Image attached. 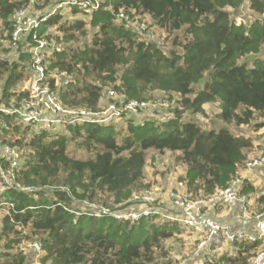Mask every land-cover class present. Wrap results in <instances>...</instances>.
Here are the masks:
<instances>
[{
	"label": "trees",
	"instance_id": "1",
	"mask_svg": "<svg viewBox=\"0 0 264 264\" xmlns=\"http://www.w3.org/2000/svg\"><path fill=\"white\" fill-rule=\"evenodd\" d=\"M243 1L103 0L99 9L87 14L72 3L70 13L89 17L90 42H84L83 47L76 44L75 31L85 34V20L74 18L68 23L62 19L61 8H57L37 31L39 37L49 41L47 48L52 40L61 47L59 51L51 49L44 62L50 91L62 107L84 108L97 115L102 90L108 85L112 89L106 90L107 94L116 91L124 96L120 109L130 100L145 101L143 91L150 86L177 94L179 104L194 113L202 112L204 104L218 101V117L224 125L232 122L247 125L255 116L264 118V52L261 51L264 0H248L257 18L247 26L236 25L230 12L231 9L236 13ZM26 2L0 0V22L10 31L11 15L25 7ZM64 2L35 0L33 6L43 15ZM45 7L48 8L44 10ZM119 10L127 18L116 17ZM144 15H149L167 32L182 30V35L173 38L176 48L166 53L156 40L142 38L135 25L129 26L134 19L143 21ZM52 27L55 32L46 33ZM28 40V44H35L31 36ZM26 44L25 39L19 42L15 48L19 49L18 58L15 56L14 61L0 59V99L9 110L0 112V147L18 145L25 151L23 162H18L13 171V186L2 184L0 192V203L13 204L12 207L0 205L4 214L0 239L5 240L0 264H27L22 241L39 233L43 235L37 239L41 243L43 264H145L140 260L162 239L171 237L178 222L155 224L144 217L139 221L117 219L109 213L97 215V210L87 206L79 210L71 202L97 204L98 191L113 198L112 206L101 204L105 208L126 202L140 189L147 153L166 150L179 153L178 159L187 165L186 190L190 195L209 196L238 176L241 161L253 146V138L233 133L225 126L204 129L192 119L182 120L178 110L167 121L128 120L124 132L100 121L102 118L97 115H90L85 120L63 124L65 133L40 129L28 137L30 124L13 111L28 96V90L18 93L12 90L23 80L25 70L33 73V60ZM246 57H252L253 64L240 62ZM118 68L123 69L121 74ZM58 73L63 79L56 86ZM205 73L208 79L203 87L193 92V84ZM4 74L7 75L2 78ZM115 104L111 105L118 112L120 109ZM13 135H16L14 140ZM71 144L84 149L86 156L70 155ZM2 163L6 169L10 168L7 161ZM29 187L30 190L26 189ZM38 187H55L53 198L34 189ZM10 192L14 193L13 197L8 195ZM239 192L247 196V203L254 196L258 212L264 211V192L256 196V188L245 179ZM110 208L112 211L115 207ZM172 211L177 212L176 208ZM25 228H30L31 234L9 237L10 233ZM230 245L233 253L224 252L210 258L207 264H254L252 258L260 242L236 241ZM137 247L141 249L135 252ZM32 253L40 254L34 248Z\"/></svg>",
	"mask_w": 264,
	"mask_h": 264
},
{
	"label": "rangeland",
	"instance_id": "2",
	"mask_svg": "<svg viewBox=\"0 0 264 264\" xmlns=\"http://www.w3.org/2000/svg\"><path fill=\"white\" fill-rule=\"evenodd\" d=\"M53 2H59L60 0H52ZM66 3H59L57 4V8H61V12L64 15L62 19H67V22L69 23L71 19L77 18L85 20V34H79V31H75V35L78 36V41L76 44L79 45V47H83L84 42H90V35H91V27L89 23V17L86 15L83 16L82 13L72 14L70 13L72 0H64ZM70 1H72L70 3ZM243 14L246 16V19L249 20V22H252L254 19L257 18V15L253 10L249 8L248 0H244L243 3ZM25 7L29 10L32 14H39L37 13V9L33 6V4H29L26 2ZM48 7H45L44 10H46ZM43 10V9H41ZM230 12L232 16H234L235 13L233 10L230 9ZM138 18V17H137ZM137 20V19H134ZM143 21L149 25L150 28H147L146 30L142 31L140 36L142 38L148 37L151 40H156L157 44L162 48V50L166 53H168L170 50L176 48V46L173 44V38L174 36H180L182 35V30L174 31V32H167L165 29L158 27L152 18L149 15L143 16ZM248 22V24H249ZM239 23V22H238ZM10 25V24H9ZM131 24H129L130 26ZM11 28H8L7 26H4L3 23L0 22V59H8L9 61H14V59L17 57V51L19 52V49H14L13 45L11 46L10 42V34H11ZM54 33L55 29L54 27L48 28L46 33ZM140 37V38H141ZM139 37L137 39H140ZM264 52V47L261 50ZM260 53V52H259ZM264 54V53H263ZM16 56V57H15ZM18 58V57H17ZM245 62L248 65L253 64L252 57H246L243 59H240ZM118 73H122V68H118ZM7 74H4L5 78ZM33 76V73H28V70H25V73L23 75V80L18 83V86H16V92L20 91H27L29 90L30 85V78ZM119 77V75H118ZM56 86L58 84H61V81L63 79V76H61V73L56 74ZM208 79V73L203 76L201 80H199L197 83L193 84V92H197L200 90L204 82ZM2 79L0 80V89H1ZM112 89L110 86H105L102 90V97L100 98L97 108H98V115L97 118H102L104 123L114 125L115 128L120 129L122 132H124L127 121L131 120L135 123L143 122L144 120H155V121H167L173 116H175V110H178L180 114L182 115V120L192 119L196 121L202 128L204 129H215L225 126L228 127V129L236 134H244L248 135L250 133L253 135V146L249 150V152H253V154L247 155L245 157L249 158L251 156H264V125L263 126H257L258 123L264 124V118L255 116L253 120L247 124H241L237 125L234 122L230 124L224 125V122L218 117L219 107H218V101L209 102L203 105V111L194 113L192 110L188 107L181 106L179 104V96L177 94H168L165 93L157 88H152L150 86H146V88L143 91V97L145 98V106L141 108V110L138 111H129L124 109H120L121 102L124 99V96L118 92H113L112 95L109 93L107 94L106 90ZM55 91V90H54ZM56 93V91H55ZM58 93V92H57ZM57 96V95H56ZM190 96H193L191 94ZM58 97V96H57ZM116 103V109H120L118 112L117 110L110 108V105ZM78 108V107H77ZM116 112V113H115ZM30 129H28L26 135L29 137L33 133L38 132L42 128H38L35 125H30ZM49 130H52V132H61L65 133L67 132V129L64 125H53L50 127ZM16 135H13L12 140H14ZM257 142V143H256ZM17 155H18V162L21 164L24 160V152L18 145H17ZM27 151V149H25ZM70 155L77 158H84L86 156V151L84 149L78 148L75 145L71 144L68 147ZM179 153L170 152V151H163V152H154L149 151L147 153V159L146 163L143 169V178L141 181L140 189L135 190L133 192V195L127 200V203L131 201L129 204L130 207L133 208H141V207H147L152 206L155 207L157 210L163 213H171L172 208L174 207V204L170 198V193L174 190H180V191H187L186 184V170L187 165L180 161L178 159ZM246 158V160H247ZM242 167L241 170H238V176L240 179L247 178L248 180L252 181L255 185L257 193L264 192V164L260 167L248 168L246 167L245 163L241 161ZM241 166V165H240ZM2 186V180L0 178V192ZM55 187H44V188H34L37 190H42L44 192V196L52 199L53 198V190ZM30 190L31 188H26ZM190 193V191H187ZM9 196L13 197L14 193H8ZM198 196V195H197ZM132 198L141 199L144 200H138L135 199L132 201ZM99 200V201H98ZM97 206L103 207L101 204L111 205L113 198L108 195L107 192H100L98 191L97 194ZM122 203H115L113 207L110 208V206H107L110 209L115 208H123L125 206H122ZM254 203V197H251L249 199V202L247 203V206L249 207V210L251 214H255L258 212V208L253 206ZM72 207L79 208V210H84L85 203H78L77 201L71 202ZM228 207V206H225ZM107 208V209H108ZM221 209H218L216 212L218 213ZM3 210H0V221L3 216ZM155 224H160V222L165 223L166 221H159L155 220ZM20 230L19 227L17 228V231ZM20 232H13L9 234L10 238L15 237H23L24 234H31L30 228L21 229ZM43 237L42 234H31V239L26 240L23 239L21 248L23 251L28 255L27 264H43L40 260V255L42 253L37 252L39 255H33L31 245L35 240L41 239ZM33 241V242H31ZM4 239H0V252L4 251ZM205 242L203 245L200 246V243ZM207 233H197L192 229H189L186 226H183L181 224H178L177 229L174 230V234L167 238L162 239L158 246L154 247L152 250H149L147 253V256L142 258L140 261L145 264H207V262H210V258H217L222 253L227 252L228 248L227 245L222 246H213L210 250L207 248ZM140 247H137L135 249V252L140 251ZM232 250V249H230ZM207 252H212V255H207ZM109 261H112V258L109 259ZM48 264V262H46Z\"/></svg>",
	"mask_w": 264,
	"mask_h": 264
},
{
	"label": "built area",
	"instance_id": "3",
	"mask_svg": "<svg viewBox=\"0 0 264 264\" xmlns=\"http://www.w3.org/2000/svg\"><path fill=\"white\" fill-rule=\"evenodd\" d=\"M73 1V2H72ZM73 4H77L84 13H90L92 10L100 8L103 0H72ZM35 0H28L29 4H33ZM66 3V2H64ZM243 5H241L237 14L234 15L236 25H248L249 20L243 14ZM57 10L55 6L51 11L43 12V15L32 14L26 7L20 8L13 12L12 31L10 42L14 49L17 48L19 42L25 39L27 43L25 47L29 50L33 60V76L30 78L28 96L24 97L21 105L13 111L17 112L20 119L35 125L38 128L49 130L53 125H63L65 123H74L75 121L85 120L90 115H97L96 112H91L84 108H64L56 100L54 94L50 91V86L45 73V61L51 49L60 50V45L52 40L50 47L47 48L49 41L39 37L37 31L40 30L41 23L46 20L49 14ZM264 17V12L262 14ZM116 17L125 18V14L119 10ZM127 18V17H126ZM239 22V23H238ZM252 23V22H249ZM135 25V29L142 33L146 30L147 24L143 21L134 20L130 22ZM31 36V41L35 44H28V37ZM112 95V91H108ZM145 106L144 100H130L124 105V109L129 111H138ZM114 108V105H110ZM0 112L7 113L9 110L2 105L0 99ZM100 121H103L102 119ZM2 120L0 119V125ZM3 161L9 163L10 168L6 169L3 166ZM264 164V156H252L245 160V165L248 168L259 167ZM18 165L17 150L14 146L2 144L0 147V178L2 184L11 187L13 186L14 174L13 171ZM242 179L235 177L223 189L217 190L213 194L206 197H192L187 191L174 190L170 193V198L177 212L163 213L155 207L147 206L141 208H133L125 206L123 208H114L112 211L105 207H99L96 204L84 201L90 210H97L98 214L109 213L117 219H125L129 221H139L141 218H149L152 223L159 221H176L179 224L194 230L197 233L206 232L207 241L212 246H221L224 243H233L243 241L249 243L260 242L255 255L252 258L254 264H264V211L251 214L246 206L247 196L240 193ZM186 190V189H185ZM136 199V198H135ZM137 200H144L143 198ZM235 202L242 204V217L244 220L253 221L252 231H234L226 223L216 220L210 210H215L219 207L230 206ZM8 204L13 206L11 202L0 203V205ZM174 208V209H175ZM85 209V208H84ZM78 214V212H76ZM163 223V222H160ZM205 242L200 243V246ZM35 251L40 252L41 243L36 240L31 244Z\"/></svg>",
	"mask_w": 264,
	"mask_h": 264
},
{
	"label": "crops",
	"instance_id": "4",
	"mask_svg": "<svg viewBox=\"0 0 264 264\" xmlns=\"http://www.w3.org/2000/svg\"><path fill=\"white\" fill-rule=\"evenodd\" d=\"M248 135L252 136L250 133H248ZM254 143V142H253ZM257 143V142H256ZM253 154V152H249L247 151L245 153V156ZM252 157V156H251ZM247 158V157H245ZM250 158V157H249ZM243 165L241 164V166L239 167V171L241 170V168H243V170L245 169L244 167H242ZM262 166V165H261ZM260 167V166H259ZM256 168V167H255ZM253 168V169H255ZM258 168V167H257ZM264 168V167H263ZM264 173V172H263ZM245 180H247L251 185H253V187H255L254 183L250 180H248L247 178H243ZM261 193V192H260ZM260 193H257L256 191V196H258ZM254 197V196H253ZM250 199V198H249ZM248 199V202H249ZM241 206L242 204L240 202H235L234 204L228 206V207H220V208H216L215 210H210V214L218 221L222 222V223H226L230 226V228L234 231L237 230H242V231H252L253 230V221L249 220L246 221L244 220V218L242 217V211H241ZM254 207H257L256 202H255V197H254V203H253ZM218 209H221L218 213L216 212ZM227 245V250L229 253H233L234 250L232 248V246L230 245L231 243H224L223 245ZM212 246V245H211ZM209 246V244H207V248L210 250L212 247ZM222 246V245H221ZM232 249V250H230ZM211 251V250H210ZM207 255H212V252H207Z\"/></svg>",
	"mask_w": 264,
	"mask_h": 264
},
{
	"label": "clouds",
	"instance_id": "5",
	"mask_svg": "<svg viewBox=\"0 0 264 264\" xmlns=\"http://www.w3.org/2000/svg\"><path fill=\"white\" fill-rule=\"evenodd\" d=\"M247 159H249V158H247ZM245 160H246V158H245ZM245 160L243 161L244 163H245Z\"/></svg>",
	"mask_w": 264,
	"mask_h": 264
}]
</instances>
